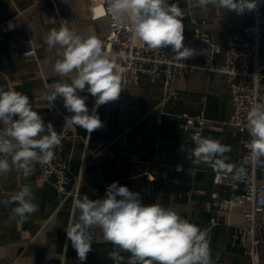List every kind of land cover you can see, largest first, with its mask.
<instances>
[{
  "label": "crops",
  "instance_id": "0c3cea01",
  "mask_svg": "<svg viewBox=\"0 0 264 264\" xmlns=\"http://www.w3.org/2000/svg\"><path fill=\"white\" fill-rule=\"evenodd\" d=\"M73 2L74 8L68 0H0V88L26 94L33 110L39 112L45 124L51 122L54 130L62 116L73 114L64 108L62 97L49 103L47 95L52 85L70 83L71 79L54 71L63 49L57 45L48 50L46 37L51 29H59L62 22L79 34L77 17L85 19L91 30L100 28L87 20L86 0ZM169 3L181 9L184 36L189 38L190 19L205 21V29L220 43L223 34L240 30L252 20L251 11L247 10L238 15L211 6L203 11L197 0H169ZM258 4L264 12V0H258ZM198 46L197 42L192 43L193 48ZM27 50L33 51V55L25 58L22 53ZM224 51L221 44V53L214 59L216 64L221 62ZM187 62L200 63L202 58L195 54ZM174 86L177 99L175 104L162 108L159 125L146 111L159 107L160 81L147 76L137 86H123L118 99L99 106L97 113L103 126L90 135L71 124L73 133L64 145V157L68 161L70 188L78 191L75 199L58 195L49 182L36 174L25 178L15 168L0 174V201L9 200L22 185L28 184L36 197L33 202L38 205V211L20 222L11 211L14 204L0 203V264H117L108 257L114 246L103 238L98 227L91 230L92 250L84 262L79 260L65 232L70 223L79 222L80 213L74 201L85 194L89 196L95 188L106 191L113 181L139 192L143 203L170 207L205 230L214 264H247L242 249L231 236L240 232L244 224L242 214L248 207L235 204L231 212L220 213L210 202L214 169L205 163L194 164L186 153L179 151L182 144L189 148L195 145L192 132L183 130L176 116L195 115L203 109L208 123L202 135L231 145L226 163L235 167L247 137L214 124L227 121L231 114L223 76L194 70L184 79H176ZM77 92L87 97L86 105L91 111L95 97L87 92V85L84 91ZM177 164L182 165V171H176ZM148 176L157 179L154 189ZM258 177L264 181V168L258 171ZM217 190L222 193V188ZM212 218L215 224H210ZM121 255L124 257L121 264H127L130 253Z\"/></svg>",
  "mask_w": 264,
  "mask_h": 264
},
{
  "label": "clouds",
  "instance_id": "9594fccd",
  "mask_svg": "<svg viewBox=\"0 0 264 264\" xmlns=\"http://www.w3.org/2000/svg\"><path fill=\"white\" fill-rule=\"evenodd\" d=\"M203 11L209 6L218 11H235L238 15L257 8V0H197ZM109 10L117 19L130 22L133 37L150 49L171 46L176 60L193 57L196 50L184 45L183 13L169 0H109ZM96 16L104 15V9H94ZM48 50L57 45L63 49L54 64V71L62 77H70V83H55L47 95L49 103L63 98L64 108L72 113L65 117L66 124L79 126L90 135L101 128L97 113L99 106L118 99L122 90V76L115 71L117 57L104 50L96 36H83L72 31L66 22L59 29L53 28L46 37ZM95 97V105L89 110L87 97L77 90ZM0 174L13 168L25 178L30 176L37 163H48L54 158L55 149L62 137L51 122L45 124L39 112L33 110L29 97L15 89L0 88ZM248 141L251 154L264 157V102L256 103L247 113ZM194 147L181 145L179 151L194 164L205 163L213 169L232 172L234 165L226 163L231 145L220 139L204 137L199 131L191 136ZM183 167L177 164L176 171ZM243 174L244 169L238 170ZM32 188L24 184L9 200L0 201L25 222L38 211ZM79 210V222L70 223L66 238L81 262L86 261L92 250V229L99 228L103 238L114 246L108 257L121 264V252L130 253L127 264H214L207 232L198 225L182 218L174 209L160 203L145 204L139 192L113 181L106 187L103 198L90 199L83 195L74 201ZM67 247V245L65 246Z\"/></svg>",
  "mask_w": 264,
  "mask_h": 264
},
{
  "label": "built area",
  "instance_id": "2783aa9c",
  "mask_svg": "<svg viewBox=\"0 0 264 264\" xmlns=\"http://www.w3.org/2000/svg\"><path fill=\"white\" fill-rule=\"evenodd\" d=\"M70 3L73 0H68ZM101 7L104 15L96 16L94 9ZM87 20L98 25L103 37L104 50L117 57L115 71L122 76V87L137 86L142 77L157 78L160 81L162 98L158 109H148L146 114L153 117L154 123L162 121V108L175 104L177 93L174 86L176 79H184L194 70L216 73L223 76L231 102V114L227 121L214 122L237 133L244 134L247 140L232 172L213 170L210 202L220 213L231 212L235 204L245 205L248 209L242 214L244 224L238 234L231 237L237 241L247 264H264V181L258 177V171L264 168V157L251 154L248 141L251 139L247 130V113L256 103L264 102V12L258 0L257 8L252 10L251 22L240 30L222 35L221 43L205 29V21L190 19L191 37L184 36V45L196 50L202 62L189 64L187 59L176 60L171 46L161 49H150L133 37L132 26L125 19L117 20L109 10V0H86ZM183 17V16H182ZM197 42L198 48L192 43ZM221 44L225 51L220 63L214 62L221 53ZM33 51L22 53L25 58L31 57ZM62 116L55 128L61 135L62 142L55 149L54 158L48 163H37L32 174L47 181L61 196H78L76 189H71V177L68 161L64 157V145L72 136V125L66 124ZM180 127L191 131L192 135L201 134L207 126L205 112L200 109L195 115L180 114ZM2 127V126H0ZM6 158L11 163L10 157ZM243 168V174L238 173ZM151 189H154L155 176H148ZM222 188V193L217 189ZM105 190L93 189L90 199L103 198ZM215 224V219H210Z\"/></svg>",
  "mask_w": 264,
  "mask_h": 264
},
{
  "label": "rangeland",
  "instance_id": "374dc122",
  "mask_svg": "<svg viewBox=\"0 0 264 264\" xmlns=\"http://www.w3.org/2000/svg\"><path fill=\"white\" fill-rule=\"evenodd\" d=\"M71 6H72V8H74V2H71ZM75 23H76V29L80 35H83L85 37L96 36L103 42L102 32L100 31V29L95 27L94 30H91L89 28L90 25L85 21V19H81L78 17L75 18ZM86 31H87V33H86Z\"/></svg>",
  "mask_w": 264,
  "mask_h": 264
}]
</instances>
